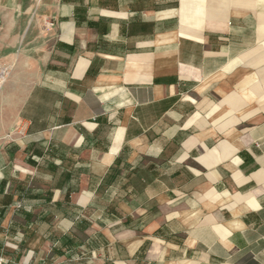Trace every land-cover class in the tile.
Returning <instances> with one entry per match:
<instances>
[{
	"label": "crops",
	"instance_id": "1",
	"mask_svg": "<svg viewBox=\"0 0 264 264\" xmlns=\"http://www.w3.org/2000/svg\"><path fill=\"white\" fill-rule=\"evenodd\" d=\"M4 67V264H264V0H0Z\"/></svg>",
	"mask_w": 264,
	"mask_h": 264
},
{
	"label": "built area",
	"instance_id": "2",
	"mask_svg": "<svg viewBox=\"0 0 264 264\" xmlns=\"http://www.w3.org/2000/svg\"><path fill=\"white\" fill-rule=\"evenodd\" d=\"M9 74L8 68L4 67L3 69L0 70V88L4 81L6 80L7 76ZM5 259L3 257H0V264H4Z\"/></svg>",
	"mask_w": 264,
	"mask_h": 264
},
{
	"label": "rangeland",
	"instance_id": "3",
	"mask_svg": "<svg viewBox=\"0 0 264 264\" xmlns=\"http://www.w3.org/2000/svg\"><path fill=\"white\" fill-rule=\"evenodd\" d=\"M1 88H2V87H1ZM8 134H9V133H8ZM2 249H3V252L8 251V249L14 250L12 247L8 246V245L5 244V243H4V245L2 246ZM26 253L28 254V251H27V252H26V251L22 252V253L20 254V257H19L18 261L20 260V261H23L24 263H25V262H28L27 260H23V258H22L23 256L26 255Z\"/></svg>",
	"mask_w": 264,
	"mask_h": 264
}]
</instances>
